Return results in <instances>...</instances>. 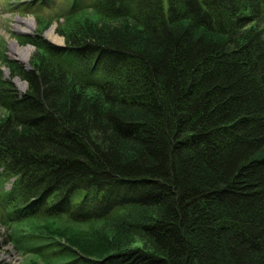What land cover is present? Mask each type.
Here are the masks:
<instances>
[{
  "label": "trees",
  "instance_id": "1",
  "mask_svg": "<svg viewBox=\"0 0 264 264\" xmlns=\"http://www.w3.org/2000/svg\"><path fill=\"white\" fill-rule=\"evenodd\" d=\"M64 17L62 45L34 33L29 66L7 64L26 89L0 81L14 246L42 264H264V0H72Z\"/></svg>",
  "mask_w": 264,
  "mask_h": 264
},
{
  "label": "rangeland",
  "instance_id": "2",
  "mask_svg": "<svg viewBox=\"0 0 264 264\" xmlns=\"http://www.w3.org/2000/svg\"><path fill=\"white\" fill-rule=\"evenodd\" d=\"M54 3V6H48V4H46L48 6L47 8L38 7V5L32 0H0V81L8 78L12 81L14 77H19L18 75L10 77V70L7 66L8 63L14 66L21 65L25 68L29 66V60L34 53V46L27 42L28 36L36 33L41 34L44 38H46L45 31L53 26L54 33L60 40L55 43L47 38L46 39L54 44H63L64 36L60 33V31L62 28L69 27L70 23H72V21L67 22L64 17L66 10L72 3V0H56ZM81 16L92 19L93 21L98 20V18L89 10ZM18 17L30 18L33 22L34 28L30 32L26 33L17 32L13 25L16 23V19ZM13 40L17 41L20 45L30 44L32 46L31 55L26 63L19 61L11 55L9 43ZM23 82L25 83V86L21 89L13 83L19 93L23 92L27 87L26 82ZM0 112H2L1 108ZM3 187L8 189L10 187V183L4 184ZM77 199L78 196L73 197V200ZM55 224L57 228L61 229V234L58 236L62 240L66 239V241H72L77 237L79 238L76 240L88 237L91 239L98 238L97 240L99 241V226L91 228L89 225L72 226V224H69L64 227L61 226L59 222ZM12 230L13 227L9 224L3 223L0 218V264H42L40 259L37 260L34 256L22 253V251L14 246L11 241ZM107 235L109 237H113L114 233L110 230L107 232Z\"/></svg>",
  "mask_w": 264,
  "mask_h": 264
},
{
  "label": "bare ground",
  "instance_id": "3",
  "mask_svg": "<svg viewBox=\"0 0 264 264\" xmlns=\"http://www.w3.org/2000/svg\"><path fill=\"white\" fill-rule=\"evenodd\" d=\"M17 32L26 33L30 32L33 27V22L27 17H18L16 23L13 25ZM45 37L52 42L57 43L60 39L54 33V27H50L45 31ZM11 55L19 61L26 63L31 55L32 46L30 44L20 45L17 41L13 40L9 43ZM14 84L19 88H23L25 83L19 77L13 78Z\"/></svg>",
  "mask_w": 264,
  "mask_h": 264
}]
</instances>
